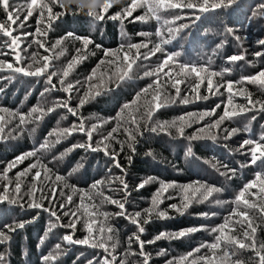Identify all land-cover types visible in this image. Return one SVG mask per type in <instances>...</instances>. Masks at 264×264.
I'll list each match as a JSON object with an SVG mask.
<instances>
[{
	"label": "snow or ice",
	"instance_id": "1",
	"mask_svg": "<svg viewBox=\"0 0 264 264\" xmlns=\"http://www.w3.org/2000/svg\"><path fill=\"white\" fill-rule=\"evenodd\" d=\"M241 2L242 0H128L119 11L109 15L110 9L114 6L110 0H105L103 7L97 9L96 12H90L83 7H66L61 0H25L19 5H13L11 0H0V12L5 17L0 20V36L6 38L3 42V49H7L0 50V57L14 55L12 62L0 59V73H8L7 76H0V80L10 83L19 74L25 77H43L46 83V87L40 93L41 102L27 112L0 106V113H8L10 117L5 122V116L0 115V142L9 138L16 139L25 132L32 136L46 117L56 113L59 109L66 110V113L57 121L56 128L49 131L42 142L34 145L30 151L15 157L0 172V181H3L0 184V203L16 205L22 210H42L49 215L48 227L39 240L40 246L45 244L46 239L55 229L68 230L52 250L41 257L42 264H57L59 258L67 255L68 250L73 246L98 250L99 254L89 259L87 264H151L152 254L146 251V245L155 244L160 240H179L199 231L215 234L214 240L199 245L181 256L178 261L175 258L167 260L166 264H264V240L258 237L259 232H264V167L255 171L254 178L243 185L232 201H228L214 199L215 194L224 191L222 187L199 180L177 185L174 182H165L149 176L141 180L135 189H130L126 179L127 168L120 161L121 154H125L128 164H131L133 155L137 152V145L146 133L164 134L172 140L183 139L191 145V142L199 140L230 141L234 136L243 132L248 133L249 138L243 139L234 151L248 159L241 163L239 168L264 166V132H261L258 138H252L250 127L251 122L257 119V114L264 113V99H254L252 93L246 88L237 87L243 85L244 82L264 87V70L253 76L242 77L237 81L226 80L223 83H214V77H223L230 69L225 68L217 72L208 66L198 67L188 63H179L177 58L180 53H165L164 47L176 39L183 30L190 27L189 24L177 26L176 21L185 19L186 16H193L195 20H199L201 18L199 14L214 11L231 15L234 8L240 7ZM55 8H59V11H54ZM137 9H144V14L133 16ZM185 10L189 11L185 12ZM260 10L261 16L264 17V3L260 5ZM166 11H178L179 14L171 19H165L161 28H157L154 33L157 42L153 44L151 40L139 43L129 41L121 43L116 49H104V58L97 65L100 67L107 64L114 68V71L108 75V80L111 81L115 76L120 82L131 78L129 72L134 65L145 67L143 77L152 78V82L137 92L134 99L123 104L116 116L86 125L88 118L81 115L80 109L101 95L103 81L93 82L96 77L95 69L83 82L69 80L74 66L87 58L81 55L80 48L76 49L77 55L68 61L66 66L56 68L54 61L65 54V50L61 47L65 38L72 37L81 41L85 50L93 41L88 37H80L68 32L65 37L48 45L45 38L52 30L55 21L67 15H84L94 23L103 22L105 19L119 21L123 28L124 22L129 17H132V22H147L150 19L159 22L160 13ZM34 15L38 17L35 31H20L27 26V21ZM253 18L254 14L248 17L249 25ZM224 31L238 43L244 39L237 34L236 28L226 23ZM122 35L126 33L122 31ZM137 35L148 37L152 34L139 32ZM29 37L31 40L26 43ZM258 43L264 46V39L259 40ZM33 44L43 51H33L28 55H22V53H27ZM150 44L153 46L150 47ZM96 47L101 46L96 45ZM220 47H223V42L217 45V48ZM57 49L60 50L57 51ZM141 49H147V51L142 52ZM157 53L163 54V59L155 68L138 63V61L151 60ZM92 54L95 55V53ZM255 55L260 57L264 53L256 52ZM243 59V54L226 57L230 63ZM176 64H179L180 71L174 77L169 73L172 66ZM164 68H168L169 71L163 73L164 78L162 79L160 70ZM193 74L194 79L189 82L188 78L193 77ZM181 85H186L187 90L184 93H182ZM201 85H204L211 94L223 96L224 92H221V88L228 93L222 114L216 115V109L221 107V104H217L215 109L199 114L186 113L171 121L155 119L156 113L162 108L176 103L182 105L192 103L190 96L193 94L197 100H207L209 97L200 93ZM4 90V87H0V93ZM55 92H63L66 98H55L49 101L48 94ZM74 94L77 101L75 107L72 106ZM235 96L243 97L245 103L235 104ZM68 114L76 119L70 126L61 127L60 121L67 120ZM248 114H251L250 118L242 127L225 126L226 121L234 122L237 117H248ZM213 116L216 118L205 122L206 118ZM12 121H16L14 127L5 134L8 124ZM112 121H115L114 126L106 132L103 131L105 125ZM30 125L32 127H29ZM194 125H199V127H196L191 134H187L186 130L193 128ZM261 127L264 128V125ZM77 133L86 138L84 142L71 145L59 156H54L46 162L47 154L56 145ZM221 133H223L222 136ZM78 148L92 153H102L112 164L105 175L94 180L87 189L72 182V178L83 168L82 162L73 167L67 175L55 171L54 167L50 166ZM145 155L155 159L151 150ZM185 155L186 157L194 156L191 146L187 148ZM30 158H33V162L27 168L17 171L14 180L9 177V172L13 168ZM211 167L228 180L235 177L238 171L237 168L229 167L228 164L218 166V162L213 163ZM113 168L118 169L119 174L114 173ZM28 177L31 179L26 184ZM152 183H158L159 187L153 193L148 206L139 211L129 212L127 204L132 191H139ZM177 188L182 194L180 203L169 204L167 209L161 208L165 199L175 198L168 195L169 190ZM205 203L231 204L232 207L229 208L223 222L215 227L199 225L177 232H160L151 240L142 239L146 231L145 226L153 220L173 218L169 214V209L182 216L193 204ZM108 205L114 206L117 210H107ZM200 215L210 218L216 213L203 212ZM120 218L135 226V231L128 235L123 243L120 239V230L114 223ZM27 223L31 221H13L0 228V246H2L0 264H9L8 255L13 234L24 229ZM78 231L83 232L81 237H77ZM121 248H123L122 253L119 252ZM244 253L249 255L241 258ZM166 254L164 249L157 253L159 256ZM130 257L135 259L130 260Z\"/></svg>",
	"mask_w": 264,
	"mask_h": 264
},
{
	"label": "trees",
	"instance_id": "2",
	"mask_svg": "<svg viewBox=\"0 0 264 264\" xmlns=\"http://www.w3.org/2000/svg\"><path fill=\"white\" fill-rule=\"evenodd\" d=\"M13 5H19L25 2V0H11ZM84 0H82V3ZM128 0H123L122 4L114 5L109 11V15L114 14L123 7ZM264 3V0H242L238 9H233L232 14H226L220 11L208 12L199 14L201 18L195 20L193 16H186L185 19L176 21V25L189 24L188 29L183 30L179 36L176 37L171 43L165 45V53L179 52L180 56L177 58L179 63H188L195 66H208L213 71H222L225 68L230 69L225 73L223 77H214V83H223V81L231 80L237 81L242 77L256 75L261 70H264V55L257 57L256 52L264 53V46H261L258 41L264 39V17L261 16L260 5ZM71 6L82 7V4H69ZM54 11H59V8H55ZM189 10H185L187 12ZM144 14V9H137L133 16H139ZM161 20L157 22L154 19H150L147 22H132V17L124 22L123 28L119 21H111L105 19L103 22H93L84 15H67L61 19H58L53 24L52 30L48 32L45 41L48 45L54 43L57 39L65 37L68 32L75 33L80 37H88L93 43L88 45L85 50L82 42L75 40L72 37H67L63 40L61 47L65 50V54L58 60L54 61L56 68L66 66L68 61L77 55L76 49L80 48L81 55L86 56V59H82L80 63L74 66V70L71 73L69 80H80L83 82L85 78L96 70V77L94 83L103 81V89L101 95L97 96L94 100L87 103L80 113L82 116L88 118L86 125L96 123L98 120H108L111 117L116 116L123 104L134 99L135 94L141 89L146 87L152 82V78L143 77L145 67H136L135 65L130 70V79L124 82L118 81L115 76L111 81L108 80L110 72L114 71V68L109 67L107 64L97 67L100 60L104 58V49H116L121 43L134 42L139 43L142 41H153V44L157 42V38L154 33L157 28H161L165 19H171L174 15L179 14L178 11H166L161 12ZM254 14L251 25L248 23V17ZM4 14L0 12V20H3ZM38 17L34 15L27 21V26L20 31L34 32L36 27V19ZM223 22V23H222ZM230 25L237 29V34L244 37L239 43L235 41L230 35L224 31V24ZM43 27V26H42ZM167 27V26H164ZM163 30V29H162ZM122 31L126 35H122ZM139 32H149L152 35L148 37H141L137 35ZM6 39L0 36V50L3 49V42ZM31 37H29L30 42ZM223 42V47L217 48L218 44ZM96 45H100L97 48ZM153 46L150 44V47ZM60 49H57L59 51ZM33 51H43L37 49L35 44L28 49L27 53L22 55H28ZM142 52L147 49H141ZM92 53H95L93 55ZM243 54L244 59L236 62H228L226 57L231 55ZM6 61L12 62L14 55L0 57ZM163 59V54L157 53L155 57H152L149 61H138V63L147 65L150 68H155ZM162 79L163 73L169 71L168 68L161 69ZM179 64L173 65L170 75L176 76L179 72ZM7 72L0 73V76H7ZM203 75V73H202ZM183 78V77H177ZM189 82L194 79L188 78ZM119 85V86H117ZM87 87V85H84ZM244 87L252 93L254 99H264V87L259 84H250L244 82L243 85L237 87ZM0 87H4V92L0 93V106L10 110H20L27 112L31 107L41 102L40 93L46 87V83L43 77H25L17 74L9 83L6 80H0ZM182 93L186 89V85H181ZM110 89V90H107ZM236 89L234 88V91ZM173 91L174 90H171ZM221 92H224L223 96L211 94L206 90L204 85H201L200 93L207 95V100H197L195 94L190 96L193 101L188 105H182L179 103L172 104L168 107L160 109L155 116V119L161 121H171L180 115L186 113H202L216 108L217 104H221L219 109H216V115L222 114L224 110V104L227 101L228 93L224 88H221ZM55 98H66V94L63 92H55L48 94V100L51 101ZM75 94L72 101V106L76 105ZM223 102V103H222ZM234 103L237 105L244 104L245 100L241 96L234 97ZM66 113V110L59 109L56 113H53L46 117L41 122L36 133L29 136L27 132L23 135L17 136L16 139H7L0 142V172L3 168L15 157L30 151L34 145L43 141L44 137L49 131L56 128L57 121L60 117ZM5 116V122L10 117L8 113H0ZM251 114L248 117H237L236 120L226 121L225 126L242 127L244 123L248 122ZM216 116L206 118L208 120L215 119ZM76 118L68 114L67 120H61V127H68ZM16 121H12L8 124L5 130L7 131L14 127ZM115 121L105 125L103 131L110 130L114 126ZM264 113L257 114V119L252 121L250 127L252 129V138H258L261 132H264ZM29 127H32L30 125ZM196 127L186 130L187 134H191ZM16 135V133H13ZM223 133H221V136ZM98 139V137H96ZM123 137H121L122 139ZM249 138L248 133H239L230 141L212 142L209 140H199L189 142L183 139L172 140L170 137L164 134H151L146 133L144 138L140 140L137 145V152L133 155L131 164L125 159V154H121L120 161L124 167L127 168L128 175L126 177L130 189H135V186L143 179L151 176L158 180L165 182H174L177 185H185L193 181H206L211 185L222 187L224 191L219 194H215L214 199L232 201L238 194L239 190L245 183L254 178L255 171L261 170L264 166H252L240 169L239 165L246 162L248 159L245 156L235 152L234 149L243 140ZM86 138L81 134H74L68 139L63 140L60 144L56 145L46 156L47 160H51L54 156H59L65 149L69 148L73 144L82 143ZM227 144V147H225ZM191 146L194 156L186 157L185 153L187 148ZM151 150L155 156H146L145 153ZM33 162V158L26 159L23 163L18 164L15 168L9 172V177L15 179V173L28 167ZM83 163V168L80 172L72 178V182L76 183L79 187L87 189L90 184L97 179H100L105 175L107 169L112 167L111 162L102 153H92L85 149H76L63 159L57 160L54 165L55 171L61 174L67 175V173L75 167L78 163ZM228 164L229 167H235L238 169L237 174L231 180L226 179L219 174L218 171L213 169L211 165L213 163ZM223 170V169H221ZM113 172L119 174V170L113 168ZM31 177H28L25 183L30 181ZM3 181H0L2 184ZM159 187L158 183H152L145 186L139 191H132V195L129 197L127 208L129 212L139 211L142 208L148 206V203L153 193ZM168 195L175 197L174 199H165L161 208L167 209L169 204L180 203L181 193L179 189H170ZM78 199V197H77ZM231 204L216 205L215 203L205 204H193L192 207L184 215H179L173 210L169 209V214L172 219L166 220H153L150 224L146 225V231L142 236L144 240H151L155 235L160 232H177L182 229H186L193 226L206 225L208 227H215L223 222L224 217L227 215ZM109 211H116L114 206H106ZM203 212H215L216 215L210 218H205L200 214ZM49 215L42 210H22L19 206L9 205L7 203H0V228L5 224H11L13 221H31L27 223L26 227L22 230H18L13 234L11 241L8 261L9 264H42L41 257L47 255L53 248V246L60 241L62 235L68 231L64 228H57L46 239L45 244L40 246V237L45 233ZM66 222V221H65ZM120 230V239L123 241L128 235H131L135 231V226L131 225L127 220L120 218L114 222ZM79 227V225H78ZM83 235L82 231L77 232V237ZM215 234H210L208 231H199L191 234L188 237L179 240H160L155 244L146 245V251L152 254L151 264H166L167 260L175 258L177 261L181 256L186 255L199 245L211 242L214 240ZM258 237L264 240V232H259ZM161 249L166 250V255L159 256L157 253ZM2 250V246H0ZM207 251V250H202ZM123 252V248L119 250ZM98 250L82 246H73L68 250L67 255L62 256L57 261V264H87L89 259L98 255ZM249 254L244 253L241 258H246ZM130 260L135 258L130 257Z\"/></svg>",
	"mask_w": 264,
	"mask_h": 264
},
{
	"label": "clouds",
	"instance_id": "3",
	"mask_svg": "<svg viewBox=\"0 0 264 264\" xmlns=\"http://www.w3.org/2000/svg\"><path fill=\"white\" fill-rule=\"evenodd\" d=\"M61 2L67 7L69 4H82L83 8H87L90 12H96L97 9L103 7L105 0H61ZM113 5L122 4L123 0H110Z\"/></svg>",
	"mask_w": 264,
	"mask_h": 264
}]
</instances>
